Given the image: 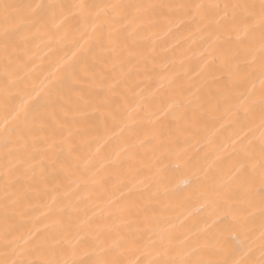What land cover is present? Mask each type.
<instances>
[{
	"label": "bare ground",
	"instance_id": "obj_1",
	"mask_svg": "<svg viewBox=\"0 0 264 264\" xmlns=\"http://www.w3.org/2000/svg\"><path fill=\"white\" fill-rule=\"evenodd\" d=\"M262 159V0H0V264H264Z\"/></svg>",
	"mask_w": 264,
	"mask_h": 264
},
{
	"label": "snow or ice",
	"instance_id": "obj_2",
	"mask_svg": "<svg viewBox=\"0 0 264 264\" xmlns=\"http://www.w3.org/2000/svg\"><path fill=\"white\" fill-rule=\"evenodd\" d=\"M262 5H264V0H262ZM160 7H169V8H188V9H203L206 6L204 5H200V4H195V5H159ZM124 7V6H122ZM140 8H154V7H158L157 5H149V6H139ZM214 7H219V5H215ZM261 169L262 172H264V159L261 160ZM260 195L262 197V210H264V174H262V178H261V185H260ZM116 247H121L120 242L116 243ZM48 264H52V262H48ZM55 264H59V262H55ZM104 264H120V261L118 259H114L111 262H104ZM152 264H161L160 261H156V262H152Z\"/></svg>",
	"mask_w": 264,
	"mask_h": 264
}]
</instances>
